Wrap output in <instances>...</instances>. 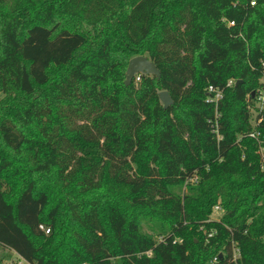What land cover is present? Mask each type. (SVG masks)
<instances>
[{"label":"trees","instance_id":"1","mask_svg":"<svg viewBox=\"0 0 264 264\" xmlns=\"http://www.w3.org/2000/svg\"><path fill=\"white\" fill-rule=\"evenodd\" d=\"M8 28L0 207L33 264H264V0H0V63ZM138 56L159 78L125 86Z\"/></svg>","mask_w":264,"mask_h":264},{"label":"rangeland","instance_id":"2","mask_svg":"<svg viewBox=\"0 0 264 264\" xmlns=\"http://www.w3.org/2000/svg\"><path fill=\"white\" fill-rule=\"evenodd\" d=\"M149 2L145 1L141 7L146 6ZM142 22V20H141ZM8 52L7 57L3 63H0V99L7 94L13 92L12 87L16 86L18 78V53L19 48L12 39V28H8ZM137 81V80H135ZM258 90H261L258 88ZM258 92V91H257ZM162 105V104H161ZM255 113L252 112V120ZM253 125V121H252ZM2 208L0 207V242L7 247V252L12 256L13 264H33L30 250L23 238L22 234L9 221L8 214L4 216ZM221 212L213 210L211 219L218 220ZM141 227L147 231L148 224L143 220Z\"/></svg>","mask_w":264,"mask_h":264},{"label":"water","instance_id":"3","mask_svg":"<svg viewBox=\"0 0 264 264\" xmlns=\"http://www.w3.org/2000/svg\"><path fill=\"white\" fill-rule=\"evenodd\" d=\"M137 75L154 76L158 79L159 70L146 57L138 56L130 59L128 62L125 72L124 85L129 86L133 82L135 76ZM239 83H241V81H236L235 86H237ZM158 99L162 104L164 110H166L168 107L172 105V100L166 91L159 92Z\"/></svg>","mask_w":264,"mask_h":264},{"label":"built area","instance_id":"4","mask_svg":"<svg viewBox=\"0 0 264 264\" xmlns=\"http://www.w3.org/2000/svg\"><path fill=\"white\" fill-rule=\"evenodd\" d=\"M230 25H232V23H230ZM136 80L138 81L139 78L136 77ZM231 85H232V82L229 81L226 86L229 87ZM207 96H208L207 102L213 103L215 105H217L218 102L221 101V99H222L221 91L215 90L213 87H208ZM255 106L259 109L260 112L264 111V91L263 90H259L257 92L256 99H255ZM253 126L255 127L254 123H253ZM249 137L257 142V145H258L257 153L259 154V157H260L261 168L264 170V147L261 146V141L259 140L260 133L257 130H253L249 134ZM213 210H215L216 212H218V211L221 212L218 206L214 207ZM39 229L41 231H44L46 234L49 232L48 229H45L43 226H39ZM212 236H213V233H210L207 235L208 238H210ZM215 261H216V259L213 260V262H215Z\"/></svg>","mask_w":264,"mask_h":264}]
</instances>
